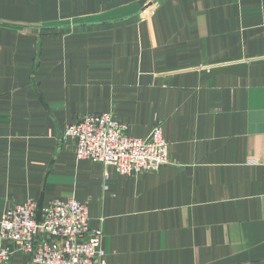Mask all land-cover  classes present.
Listing matches in <instances>:
<instances>
[{"label": "crops", "instance_id": "crops-1", "mask_svg": "<svg viewBox=\"0 0 264 264\" xmlns=\"http://www.w3.org/2000/svg\"><path fill=\"white\" fill-rule=\"evenodd\" d=\"M149 1L0 0V217L73 197L109 264H264V0H159L142 19ZM102 112L131 137L162 124L174 162L78 159L65 127Z\"/></svg>", "mask_w": 264, "mask_h": 264}, {"label": "built area", "instance_id": "built-area-1", "mask_svg": "<svg viewBox=\"0 0 264 264\" xmlns=\"http://www.w3.org/2000/svg\"><path fill=\"white\" fill-rule=\"evenodd\" d=\"M159 3L150 0L140 17L149 19ZM125 130L126 124L112 112H102L67 125L62 136L74 137L78 159L101 161L126 175L156 171L174 162L162 124L154 125L147 137H131ZM103 236V228L90 227L87 201L68 197L40 207L28 199L0 217V264L16 251L31 253V264H109Z\"/></svg>", "mask_w": 264, "mask_h": 264}]
</instances>
